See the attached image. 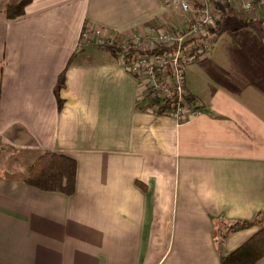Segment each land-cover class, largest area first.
Returning a JSON list of instances; mask_svg holds the SVG:
<instances>
[{"label": "crops", "instance_id": "obj_1", "mask_svg": "<svg viewBox=\"0 0 264 264\" xmlns=\"http://www.w3.org/2000/svg\"><path fill=\"white\" fill-rule=\"evenodd\" d=\"M18 1L0 0V156L71 155L75 189L0 165V264H220L257 228L219 241L220 221L264 220V5L217 0L220 33L184 69L199 109L180 122L80 35L87 22L116 40L182 26L164 0H30L8 18Z\"/></svg>", "mask_w": 264, "mask_h": 264}, {"label": "built area", "instance_id": "obj_2", "mask_svg": "<svg viewBox=\"0 0 264 264\" xmlns=\"http://www.w3.org/2000/svg\"><path fill=\"white\" fill-rule=\"evenodd\" d=\"M260 5H264V0L241 2L245 10ZM164 6L178 11L184 24H162L153 34H133L116 40L113 35L104 34L99 26L87 22L80 35L83 43L117 47L118 62L139 82L140 101L155 111L151 101L172 96L171 107L166 113L181 122L194 116L199 109L196 100L187 99L190 92L184 82V69L197 56L211 50L217 36L221 7L217 0L192 3L189 0H164Z\"/></svg>", "mask_w": 264, "mask_h": 264}, {"label": "trees", "instance_id": "obj_3", "mask_svg": "<svg viewBox=\"0 0 264 264\" xmlns=\"http://www.w3.org/2000/svg\"><path fill=\"white\" fill-rule=\"evenodd\" d=\"M29 2L30 0H19L17 3L8 4L6 16L15 18L22 15ZM219 33L220 29L218 28L216 34ZM159 50L162 51L163 49L160 48ZM172 99V96H167L160 101H151V104L156 107V113H164L171 107ZM187 99L195 101L191 94L187 96ZM75 171L76 161L74 157L44 149L27 164L25 174L21 179L25 183L42 190L70 195L75 189ZM137 183L142 186L139 181ZM252 226H257V228L244 241L227 254L220 255V264H256L264 256V220L261 213H257L251 218L221 220L215 228L216 239L223 241L228 233Z\"/></svg>", "mask_w": 264, "mask_h": 264}, {"label": "rangeland", "instance_id": "obj_4", "mask_svg": "<svg viewBox=\"0 0 264 264\" xmlns=\"http://www.w3.org/2000/svg\"><path fill=\"white\" fill-rule=\"evenodd\" d=\"M178 14L180 15L179 12H178ZM180 16L178 18H180ZM181 19H182V17H181ZM182 21H183V19H182ZM177 23H179V21ZM215 40H216V38H215ZM114 46H116V44ZM116 48L117 47H112V49H114V52H115ZM89 57H91V56L89 55ZM78 58L84 59V58H88V56H87V54L86 55L82 54V55H79ZM4 153H2V155ZM1 156H0V161H1L0 165L2 166L1 171L3 173H5L6 175L18 176V177L24 176L27 164L33 160L31 158H28L29 156L25 153H12L11 155L5 157V159H3V156L2 157Z\"/></svg>", "mask_w": 264, "mask_h": 264}]
</instances>
